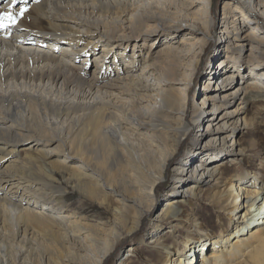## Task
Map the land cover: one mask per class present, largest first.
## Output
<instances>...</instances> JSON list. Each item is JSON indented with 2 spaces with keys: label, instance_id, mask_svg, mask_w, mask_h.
I'll return each mask as SVG.
<instances>
[{
  "label": "bare ground",
  "instance_id": "1",
  "mask_svg": "<svg viewBox=\"0 0 264 264\" xmlns=\"http://www.w3.org/2000/svg\"><path fill=\"white\" fill-rule=\"evenodd\" d=\"M8 3L0 0V11L23 6ZM244 3L224 5L232 15L219 21L226 53L217 55L202 108L190 107L189 91L210 35L213 0H27L18 23L0 28V264H105L157 205L158 185L199 122L206 128L196 135L198 149L173 166L190 178L176 174L160 200L149 245L161 246L159 264H264L258 171L244 169L208 194L231 212L234 230L224 224L214 236L201 234L205 224L194 218L183 237L166 242L159 231L203 191L206 175L228 170L217 150H225L229 137L232 159L244 160L245 100L264 105V38L257 39L251 17L252 11L264 16V0ZM30 24L35 30L28 36L23 28ZM183 28L202 34L170 43L150 63L149 38ZM246 29H252L248 42L234 40ZM90 44L100 52L92 73L76 55ZM201 139L218 149L203 147ZM70 190L111 208L112 218L68 212Z\"/></svg>",
  "mask_w": 264,
  "mask_h": 264
},
{
  "label": "rangeland",
  "instance_id": "2",
  "mask_svg": "<svg viewBox=\"0 0 264 264\" xmlns=\"http://www.w3.org/2000/svg\"><path fill=\"white\" fill-rule=\"evenodd\" d=\"M225 3H229V6L233 7L241 6L243 8H246L244 0H213L211 10L212 13L210 16L211 23L209 27L210 35L207 39L205 49L202 52L201 60L198 64L194 79L192 81L191 89L189 91L190 107L193 104H197V106L201 107V102L203 100L204 95L206 93H209L213 87V84L209 86L208 83L209 80L214 77L211 72V69L212 67L214 69H217L222 53L223 55L226 53V43L221 41V26L219 21L222 17L232 18V15L228 16L227 13L224 14L225 11L223 8ZM252 13V25L257 26L255 33L257 39L261 40L264 38V16L260 14L259 11H252ZM29 27L30 30H28L27 28H23L25 32L28 31V36H30V34L35 30L33 29L34 24H30ZM250 32H252V29H246L245 32L240 33L241 38H234V40H236L237 42L239 41V43H244L246 41L248 42L249 39H246V37ZM38 34L41 36V33ZM201 34L202 32L199 29L183 28L181 30L172 29L169 31L162 32L161 34L159 33L158 36L154 35L152 36V38L150 37L148 43L150 45L154 44L152 52L153 58L151 57L150 63L154 62L155 57L158 56L160 51L162 52V50L169 46L170 43L173 42L172 44H177L179 46L184 43L186 39L194 42L198 35ZM91 46L94 45L90 44V47L85 49V51H82L81 53H76V55H81V59L77 60V62L79 64L86 63L84 67L88 69V73H92L94 71L96 67L94 57L98 56V54L100 53L99 51H97V49L99 48H94ZM218 53H221V56L217 57ZM89 58H91V61L89 60ZM84 59L87 62H82L84 61ZM245 64H251L250 66H252V63L246 62ZM225 65L226 64H224L222 67H224ZM237 86L235 85L234 87L236 88ZM222 94L223 92L221 93V98H223ZM230 99L231 98H228L226 100ZM245 101V112L242 113V116H245L247 118L250 125L245 128L243 124L241 125L243 129L241 137L244 141L245 149L242 155L244 157V160H239V162L236 163V161L232 159L235 156L231 150L233 137H229L227 139L225 150L218 149V146L215 144H205L204 139L200 140V144L204 145L203 147H215L216 149H218L217 151L221 152V154H219L221 157H223L222 160H224V164L227 166L228 170L223 175H206V184L203 183L202 185L203 191H201L196 197L192 198L191 202L184 204L177 215L172 212L167 216L165 220L160 223V235L162 239H166V242L167 240H169L170 237H176V235L178 236V234L180 235V237H183V234H181V232H184V234L186 233L185 225L193 221L194 218L198 220V222H204L205 224V226L201 228V234H208L209 236H214L215 234H217L218 231H221V229H223L221 226H223L224 224L229 231L234 230V226H229V217L231 212H229V210L225 209V207L223 206L212 203L208 194L215 187L222 186L226 178L235 176L241 171L246 170L252 174L254 173V171H258L259 176H264V105L263 102L258 99H249ZM235 106L236 104L233 103L231 105H227L225 109L232 110V108L234 109ZM189 114L188 118L190 117ZM200 123L201 122L196 123L192 126L190 134L183 140L179 152L176 154L174 159L171 160L172 164L168 168L169 170L167 171L165 178L160 182L157 187V205L155 206V208L151 212L146 213V216L143 220V224L138 230L131 234L125 233L123 235L121 241L118 243L116 249L111 253V256L108 258L105 264H120V261L121 263L126 262L127 264H159L158 257L160 254L159 251L161 250V246L159 245V243L149 245V238L153 236V233L151 232L153 228L152 221L156 212L159 211L162 207V205H158L161 202L160 200H163L168 196V190L172 188L173 183L176 181V174H182L186 177V175L184 174L186 171L182 173L181 171L175 170L173 166H175L178 162L182 161L185 157H187L190 151H193L195 148L198 149L199 146L194 142L196 135L198 136L199 130L206 128V124L203 125ZM29 143L31 142H25L22 144V146H26ZM19 155L20 154L15 153L13 155L15 157L10 156L8 157V159L12 157L16 158ZM211 159L213 161L211 160L210 163H214L218 160L216 158ZM188 178L190 177H186V179ZM71 192L72 190H70V194L67 196L69 209L68 212L84 213L89 216L91 220L103 221L110 220L112 218L113 211L111 208L107 206H100L98 203L91 202L90 200L86 199V197L81 194ZM80 200H85V202L87 203L86 206H84L82 202L80 203ZM166 201H163V203L166 204ZM195 228L198 230V226H196ZM131 246L135 247V249L132 251H130L132 248ZM129 251L132 252V256H127ZM199 256H202V251Z\"/></svg>",
  "mask_w": 264,
  "mask_h": 264
},
{
  "label": "snow or ice",
  "instance_id": "3",
  "mask_svg": "<svg viewBox=\"0 0 264 264\" xmlns=\"http://www.w3.org/2000/svg\"><path fill=\"white\" fill-rule=\"evenodd\" d=\"M23 3V6L19 7L18 12H13L5 9L0 11V28H7L9 25L18 23V19L22 18L28 11L27 0H9L8 8H13Z\"/></svg>",
  "mask_w": 264,
  "mask_h": 264
}]
</instances>
